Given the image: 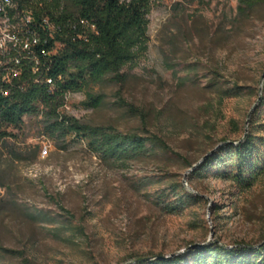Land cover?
<instances>
[{
  "label": "rangeland",
  "instance_id": "1",
  "mask_svg": "<svg viewBox=\"0 0 264 264\" xmlns=\"http://www.w3.org/2000/svg\"><path fill=\"white\" fill-rule=\"evenodd\" d=\"M147 19L148 50L124 66V79L67 95L63 110L84 123L157 134L170 150L106 163L77 138L58 150L42 135V117H25L22 130L8 131L28 160L13 163L0 150V264H126L192 244L264 241V173L247 189L195 175L225 140H245L258 117L264 0H151ZM229 86L243 95L223 98ZM90 93L99 106L90 107ZM172 182L201 201L162 211L156 194Z\"/></svg>",
  "mask_w": 264,
  "mask_h": 264
},
{
  "label": "trees",
  "instance_id": "2",
  "mask_svg": "<svg viewBox=\"0 0 264 264\" xmlns=\"http://www.w3.org/2000/svg\"><path fill=\"white\" fill-rule=\"evenodd\" d=\"M15 1L17 10L10 11L14 19L21 7L35 13L36 17L29 21L30 28H39L47 18L49 26H43L40 33L41 45L48 49L49 55L43 56L37 73L33 72L37 60L20 57L22 74L11 82L4 81L5 65L0 66V150L9 160L13 163L28 160V152L11 144L17 134L8 129L22 130L24 118L29 116L42 117V135L49 136L58 150L67 149L68 140L77 138L106 163L123 165L170 150L157 134L120 132L109 125L84 123L63 110L67 95L85 91L91 83L103 82L107 77L121 82L124 66L147 52L151 0ZM12 49H17L13 43L9 51ZM5 54L0 52L4 64L9 59ZM12 56L15 57L14 52ZM48 78L54 80L53 86L47 82ZM244 90L241 86H229L222 90V95L240 97ZM88 96L90 107L100 105V97L91 93ZM261 114H264V90L255 114L258 117L250 124L246 139L225 140L200 164L195 175L232 179L244 189L250 188L264 173V122L257 120ZM36 157L35 153L32 158ZM200 201L201 197L186 185L174 182L156 194L157 205L168 214L182 213ZM159 255L163 254L153 257ZM143 258L132 264H264V241L233 246L218 241L170 259Z\"/></svg>",
  "mask_w": 264,
  "mask_h": 264
},
{
  "label": "built area",
  "instance_id": "3",
  "mask_svg": "<svg viewBox=\"0 0 264 264\" xmlns=\"http://www.w3.org/2000/svg\"><path fill=\"white\" fill-rule=\"evenodd\" d=\"M11 5H14V0H0L2 12L6 14V23H0V34L8 35V44H17V50L12 51H9L8 45L6 57H9V59L5 64L3 58H0V65H5L3 79L6 82H11L14 77L21 76L22 69L20 64L22 60H20V57L37 60V68H33V72L37 73L40 70L43 56L49 55L48 49L41 45L42 38L40 33L43 26H49L47 18H44V22L40 23L39 28H30L29 17H36L35 13L29 8L21 7L19 9V19H12L9 14ZM54 27L51 26L53 30L56 29ZM13 52L15 53L14 58L12 56ZM12 62H14L12 66H8ZM47 82H51V86L55 84L52 78H48ZM46 151H48L47 148L43 152L45 153Z\"/></svg>",
  "mask_w": 264,
  "mask_h": 264
},
{
  "label": "bare ground",
  "instance_id": "4",
  "mask_svg": "<svg viewBox=\"0 0 264 264\" xmlns=\"http://www.w3.org/2000/svg\"><path fill=\"white\" fill-rule=\"evenodd\" d=\"M11 8H15V10H17V2L14 0V5H11ZM11 8H10V11H11ZM10 11H9V14H10ZM15 12V11H14ZM13 14H10V18L14 19L12 17ZM16 15V18L19 19V12H16L15 13ZM32 20V17H29V21ZM0 23H6V14H4V12H2V7L0 6ZM30 23V22H29ZM30 25V24H29ZM33 28V27H32ZM14 46H17L16 43H13ZM11 45V44H10ZM9 45V46H10ZM8 35L7 34H0V52L2 51H5L7 52L6 50H8ZM13 46V45H12ZM12 48V47H11ZM14 50V49H12ZM17 50V49H16ZM6 55V54H5ZM1 66V65H0ZM49 84H51V82H48ZM45 154H48V152L46 151L44 153Z\"/></svg>",
  "mask_w": 264,
  "mask_h": 264
},
{
  "label": "water",
  "instance_id": "5",
  "mask_svg": "<svg viewBox=\"0 0 264 264\" xmlns=\"http://www.w3.org/2000/svg\"><path fill=\"white\" fill-rule=\"evenodd\" d=\"M207 244H210V243L192 244V245L188 246L186 249H183V250H180V251H177V252H173L172 254H169V255H159V256H156V257L143 258V259H146V260H155L156 258L170 259V258H172V257H174L176 255L186 253L188 250H190L192 248L202 247L203 245H207ZM135 262L136 261H133L131 263H126V264H132V263H135Z\"/></svg>",
  "mask_w": 264,
  "mask_h": 264
}]
</instances>
